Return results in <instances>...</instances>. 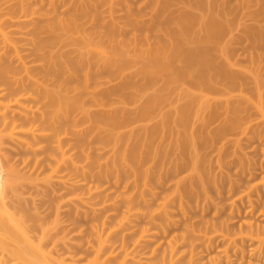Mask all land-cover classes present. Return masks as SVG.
Here are the masks:
<instances>
[{
	"label": "bare ground",
	"instance_id": "obj_1",
	"mask_svg": "<svg viewBox=\"0 0 264 264\" xmlns=\"http://www.w3.org/2000/svg\"><path fill=\"white\" fill-rule=\"evenodd\" d=\"M121 1L130 5L129 0H0V264H142L130 258L125 236L116 246L114 232L105 234V219L90 235L77 225L81 217H98L97 207L109 202L95 201L101 186L84 180H119L131 172L140 189L142 182L146 187L186 171L174 186L176 198L208 195V187L224 175L213 176L200 151L230 134V94L252 85L262 97V72L259 64L260 75L255 68L256 57L264 61V0L255 6L262 11L259 25L248 24L252 36L246 41L254 47L243 49L256 66L250 80L234 72L233 30L242 23L235 16L238 24L233 21L237 9L233 12L228 0H150L155 12L148 20L125 5L124 23L112 15L106 21L102 6L112 14ZM174 6L180 15L172 21L166 13ZM252 16L242 15L251 21ZM220 116L213 132L205 129ZM199 120L202 129L195 126ZM89 137L98 138L97 149L109 148L111 156H95ZM260 188L264 191L263 178ZM29 189L49 200L50 220L46 208L41 214L29 206L37 199ZM70 221L77 225L71 232ZM249 226L264 234V227ZM73 232L80 239L86 234L91 247L72 240ZM258 242L255 255L261 261L264 239ZM60 246L69 256L58 252ZM76 248L93 252L82 258L85 252L78 256ZM178 263L166 254L156 259V264Z\"/></svg>",
	"mask_w": 264,
	"mask_h": 264
},
{
	"label": "rangeland",
	"instance_id": "obj_2",
	"mask_svg": "<svg viewBox=\"0 0 264 264\" xmlns=\"http://www.w3.org/2000/svg\"><path fill=\"white\" fill-rule=\"evenodd\" d=\"M228 1L230 5L234 7L233 12L237 9L235 14L233 13L234 15H232L233 18L235 16L236 19H241L238 21L234 18L235 20L233 21H235L236 24H238L236 21L242 23H240L241 25H235L236 27L233 31L236 36L232 33L233 37L235 36L232 38L234 39L232 45L234 44L233 48L235 49V55H233L231 59L234 64L236 63V65H238L234 67V72L250 80L253 79L251 75L259 73L258 70L260 67L262 73L260 72L261 76H259L260 73L258 76L260 78L263 77L262 82H264L263 58L260 57L259 59V56L256 57V61H258L256 67L253 65L254 63H252L253 61L251 58H249L243 50H249L247 49L248 46L251 49L254 47L247 43L246 38L250 39L252 36V29L248 24H251L253 21L255 24L258 18L257 16L261 17L260 14H262L259 8L261 13L258 14V12H255L258 10H256V8L259 7H255L258 0H247L246 5L241 4V0ZM259 1L261 2V0ZM150 3V0H129L128 4L130 5L128 6L121 1V3H117L113 7V10L111 9L112 14L108 5L102 6L100 12H103L101 15H104L106 21H109L112 16H114V18L118 19L119 23H124L125 17L128 18V9H130L134 14L140 15V19L143 17L142 20L145 21L150 19L155 12L153 11L154 8H151L153 4H151V6L149 5ZM261 4L262 2L260 5ZM125 5L129 8L126 9ZM242 5L245 7L248 5V10L246 9L245 12H253L252 18H255V20L252 19L251 21L250 17L249 19L247 17H242L243 14H246L244 10H242L244 9ZM260 8L262 9V7ZM61 10L65 11V8H59V12H61ZM170 10V12L168 11L169 13H166V17H171L170 19L173 21L180 14L178 15V10L175 6L171 7ZM126 11L128 12L126 13ZM170 13L171 16H168ZM247 15L249 16L250 13ZM256 23L258 24V21H256ZM171 28L173 29L175 27L171 26ZM129 30H127L126 34L132 38L131 28H129ZM247 30H249L250 33L249 31L247 32ZM153 33L150 35L154 38L155 36ZM259 62H261V64ZM253 66L256 67L255 70L258 68L256 73L254 72L255 70H253ZM251 70H253V73ZM261 86V99L252 85L245 86L243 91H240V88L238 90L237 87L236 90L230 94V134L227 133L229 135H227L228 138H219L213 145L211 144L212 142H209V144L206 143L201 147L202 150L200 152L201 156L206 160V168L214 174L213 176H216V174L217 177L224 175V179L220 177L221 179L219 180V178H217V180H219L217 186L211 185L208 187V195L201 194L196 197L193 196V199H184L183 202H181L179 198H176L178 195L175 193L174 186L178 179L188 174L186 171H180L179 174L163 176L161 181L155 180L146 187L143 186V182L142 184L139 183L140 189H136L134 186L135 184H133L134 180L132 175V178L128 175L131 174V172H128L127 175H122L119 180L110 178L108 180L104 179L103 181H98L88 177L87 180H84V183L89 186H101V193L94 197L95 201L101 203L107 198L109 202L107 201V204H100L97 207L99 209L98 217H93L92 215L86 219L81 217L77 225H82L81 227L87 231L84 232L89 233L88 230L90 228L92 230L93 227L98 225L97 223L100 224V221L105 219L107 221V230L105 229V234L110 231L114 232L110 235L113 237L112 241L115 243L118 242L115 244L116 246L120 245L121 241L119 240L125 236L126 238H124L126 239L128 251L131 253L130 258H136L135 260L141 261L142 264H156V259L162 258L164 254H166L168 259L173 256L174 261H179L178 264H264V259L260 261L255 255L259 251L258 244H260V242H258V240L264 239V234H257L256 229H252L249 226L250 223H253L254 225L264 227V191L261 188L257 190V184L262 182V178L264 179V85ZM222 117L220 116L219 118L217 117L216 119L210 120L205 129L214 131L221 123ZM195 126L198 129H202L204 124L199 120L195 123ZM86 139L95 156L102 159L111 156V152L108 153L109 148L108 150L105 149L102 151L97 149L99 148L98 138L89 137ZM222 139L227 140L223 141ZM222 141L225 142L226 145L224 146L225 149H223V152L219 153L218 147H221ZM75 157L76 159H81L79 156ZM174 157L175 155L169 159H173ZM218 158H221V161L224 163V165L221 166L222 168L217 166L219 163L222 164L220 160V162L216 164ZM79 179H83V177L79 176ZM187 181L188 179L184 181L186 182L185 184H188L189 181ZM30 190L31 189H29L28 192H32ZM33 192L34 194L36 193L35 190H33ZM32 194L30 193V196L28 195L29 200L34 196L35 198L39 196L36 195L37 193L35 195L33 194L34 196ZM128 196L130 198H136L133 200L132 204L134 206L132 205V210H130V208H132L131 205L128 210L129 204L127 201H130ZM44 197L42 198V196H40L39 199H35L37 201L32 199L34 202L32 200L30 202L28 201L29 206L38 207L41 209H39L41 214L42 212L44 213L46 206L48 208L50 204L49 200L44 199ZM127 198L129 200H127ZM47 201L49 202L48 204ZM35 204L37 206H35ZM50 211L48 212L50 213ZM48 212V216L44 214L47 220H50L52 216L51 213L49 214ZM63 217L65 216L63 215ZM43 218L45 217L43 216ZM66 219L68 218L65 217V221ZM71 221L68 225L70 226L69 230L76 225L72 226ZM65 223H68V221ZM65 226L67 225L65 224ZM69 232H71V230ZM91 232L92 231H90V233ZM73 233L69 234V236L71 235L70 238L73 236L75 239H80L78 232L77 234ZM115 233L116 235H114ZM83 236L81 237L83 240V242H81V247L82 243L85 246L88 240L86 237L87 235L85 237ZM71 239L73 240V238ZM81 239L79 241L76 240V242H80ZM91 241H87V243L91 244ZM74 242L75 241L72 243ZM87 247L91 246L89 245ZM86 248H76L73 249V251L75 250L76 252L74 251V253L78 254V256L79 253L77 252H85V254H81L82 256L80 255L79 257L83 258L84 256L88 258L90 254H92L91 252H93V249L88 248V250L91 251L89 252ZM58 249H60L58 252L62 254V252H65L64 249L66 248L64 247L62 250L60 246ZM85 250L89 255H87ZM67 255L66 253V256ZM115 261L116 260H114V262Z\"/></svg>",
	"mask_w": 264,
	"mask_h": 264
}]
</instances>
